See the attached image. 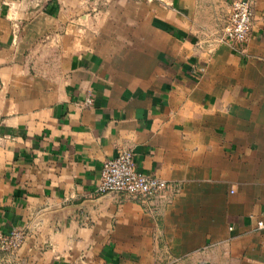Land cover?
<instances>
[{
    "label": "crops",
    "instance_id": "0c3cea01",
    "mask_svg": "<svg viewBox=\"0 0 264 264\" xmlns=\"http://www.w3.org/2000/svg\"><path fill=\"white\" fill-rule=\"evenodd\" d=\"M231 1L0 0V264H264V0L242 51ZM127 148L181 188L155 212L96 193Z\"/></svg>",
    "mask_w": 264,
    "mask_h": 264
},
{
    "label": "built area",
    "instance_id": "2783aa9c",
    "mask_svg": "<svg viewBox=\"0 0 264 264\" xmlns=\"http://www.w3.org/2000/svg\"><path fill=\"white\" fill-rule=\"evenodd\" d=\"M252 22V0H232L217 40L242 51V46L250 34ZM91 102L92 99L87 97L84 104L89 105ZM180 189L178 183L137 171L133 150L127 148L121 150L117 156L103 161L96 193L116 194L125 200L139 202L150 212H155L158 203L166 200L169 195L178 194ZM256 228L263 229L264 222L258 220ZM23 240L24 233L20 229L0 234V254L17 249Z\"/></svg>",
    "mask_w": 264,
    "mask_h": 264
}]
</instances>
